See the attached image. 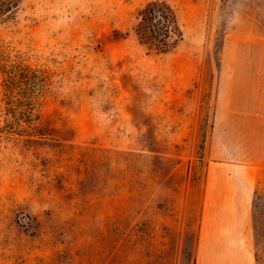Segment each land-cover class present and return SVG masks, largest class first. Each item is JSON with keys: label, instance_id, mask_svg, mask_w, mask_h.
<instances>
[{"label": "rangeland", "instance_id": "rangeland-1", "mask_svg": "<svg viewBox=\"0 0 264 264\" xmlns=\"http://www.w3.org/2000/svg\"><path fill=\"white\" fill-rule=\"evenodd\" d=\"M148 1L23 0L0 23V264H195L201 223L242 229L221 174L261 155L214 114L223 41L254 0H164L182 30L165 54L133 30Z\"/></svg>", "mask_w": 264, "mask_h": 264}, {"label": "crops", "instance_id": "crops-1", "mask_svg": "<svg viewBox=\"0 0 264 264\" xmlns=\"http://www.w3.org/2000/svg\"><path fill=\"white\" fill-rule=\"evenodd\" d=\"M216 90L215 131L218 132L219 123H229V133L219 130L220 136L251 139L245 144L235 142L233 145L236 149L245 147L249 153L261 155V158L256 156L253 161L238 158L230 163V173L221 174L227 176L232 195L228 215L239 214L243 221L242 229L219 222L210 232L201 223L195 264H258L257 255L264 250V221L259 219L252 200L257 187L264 186L257 174L264 169V0H254L245 8L239 7L232 17L231 31L221 47ZM241 122L246 123L245 137L241 132ZM235 169L245 172L235 173ZM212 176L214 174L208 171L207 191L211 188ZM225 188L218 183L214 186L215 192L219 191L220 195H225ZM219 199L221 197H218V202ZM204 207L203 216L206 213ZM238 250L244 254L240 261Z\"/></svg>", "mask_w": 264, "mask_h": 264}, {"label": "trees", "instance_id": "trees-1", "mask_svg": "<svg viewBox=\"0 0 264 264\" xmlns=\"http://www.w3.org/2000/svg\"><path fill=\"white\" fill-rule=\"evenodd\" d=\"M22 1L0 0V23L13 19ZM133 30L139 43L157 54L170 52L182 40L175 10L164 0L142 5L136 12Z\"/></svg>", "mask_w": 264, "mask_h": 264}]
</instances>
